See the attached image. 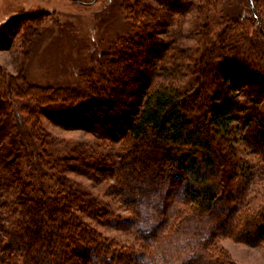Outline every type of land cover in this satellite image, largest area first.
Returning <instances> with one entry per match:
<instances>
[{
  "label": "trees",
  "instance_id": "obj_1",
  "mask_svg": "<svg viewBox=\"0 0 264 264\" xmlns=\"http://www.w3.org/2000/svg\"><path fill=\"white\" fill-rule=\"evenodd\" d=\"M156 1L165 5L164 0ZM188 1L175 0L170 6L181 11L190 9ZM214 2L217 7V1ZM143 7L132 11L128 7L135 21L140 23L145 15L159 23L165 20L157 8ZM208 13L205 9L197 11L201 24L196 35L202 47L196 57L179 43L159 45L146 35L130 36L122 46H113L103 55L102 64L108 73L120 70V76L100 78L72 97L64 96L62 105L54 111L61 115L58 121L63 122V127L65 120L70 119L65 114L74 110L78 112L77 128L87 129L96 136L106 133L112 143L120 142L121 148L112 149V166H107L103 160L105 153L110 155V151L105 150L86 165L96 171L95 174L108 168L112 174H118L120 181L117 180L116 186H125L122 189L132 198L134 209L142 195L163 193L152 232L137 233L143 242L141 248L190 224L189 231L195 232L198 239L182 264H237L218 246L219 237L264 243V208L253 211L251 207H244L235 194L242 187V181L237 180L249 167L235 168L234 144L240 136L246 139L243 143L259 155L260 173L264 176V75L261 79L257 71L264 52V26L255 4L250 6L249 15L223 10L220 17L210 18ZM245 20L253 23L256 35L237 34ZM215 29L217 31L213 32ZM211 33L214 40L204 43ZM156 46H160L155 52L160 80L153 83L146 75L147 70L142 68L147 59L140 60V57L152 53L150 50ZM118 59L125 61L110 65L112 60ZM136 64L138 67L133 69L136 76L131 81V75L126 72ZM242 76L244 83L239 81ZM136 84L139 85L137 90H132ZM242 85L250 86L254 93L241 92L238 87ZM241 94L244 100L239 99ZM41 109L35 106L31 112L36 115ZM28 134L31 137L26 146L37 138L40 143L45 142V135L33 130ZM75 150L65 151L67 154L50 160L51 167L59 173L72 172L69 154ZM78 152L80 161L91 153L85 149ZM13 156V159L2 156L0 161L3 163L0 264H76L72 262L76 256L82 264L91 258L90 264H138L139 252L135 251L137 259L128 255L125 260L124 254L109 248L104 235L87 221V217L95 220L105 207L80 183L76 185L73 180L55 174L54 177L66 185L61 188L58 179L54 184L57 186L53 187L45 181L48 177L45 158L40 159L38 168L28 163L33 172L30 174L20 169L18 153ZM135 162L140 165L134 166ZM12 165L16 167L13 169ZM136 172L141 173L140 181L133 180ZM132 183L136 184L137 193L129 191L128 185L133 186ZM176 184H180L179 187L172 186ZM132 222L133 226L135 218ZM46 223L49 228L45 231ZM92 252L98 256L92 257Z\"/></svg>",
  "mask_w": 264,
  "mask_h": 264
},
{
  "label": "rangeland",
  "instance_id": "obj_2",
  "mask_svg": "<svg viewBox=\"0 0 264 264\" xmlns=\"http://www.w3.org/2000/svg\"><path fill=\"white\" fill-rule=\"evenodd\" d=\"M174 1L164 0V5L156 0H0V106L2 107H0L2 129L0 161L3 157L13 159V155L18 153L20 169L25 173L33 174L28 163L32 168H38L40 159L45 158L49 177H46L45 181L51 183L53 187L57 186L54 184L58 179L61 188L66 185L60 178H55V174L73 180L76 185L80 183L84 190L89 191L90 195L105 207L95 220L87 217V221L104 235L109 248L116 249L113 251L120 255L124 254L125 260L128 255L133 259L136 252L141 253L144 249L141 248L143 242L140 236L132 231L134 217L128 215L129 209H134L133 200L131 197L128 198L129 194L122 189L125 186L117 188V180L120 179L118 174H112L109 168L105 172L95 174L96 171L89 170L86 165L103 150L110 151V155L103 151L106 154L103 160L107 166L111 165L112 149L114 146L119 148L120 142L112 143L110 135L106 133H102L103 136L99 134L102 136L99 137L98 134L96 136L87 129L77 128L78 112L74 110L69 115L65 114L70 119L65 120L63 127V122L58 121L61 115H57L58 112L54 110L62 105L64 96L72 97V94L91 87L100 78L110 75L120 76V70L108 73L105 65L102 64L103 55L113 46H122V42L128 37L146 35L155 40L154 44L157 42L159 45L171 46L179 43L183 48H189L196 57V53L202 47L198 44L200 38L196 35L201 24L197 14L199 9L203 12L204 9L209 11L210 18L220 17L223 10L237 12L239 15H249L250 12L249 0H190L188 3L190 2L191 8L182 11L170 6ZM214 1H217V7ZM253 1L264 26V0ZM141 5L157 8L165 20L161 19L159 23L154 17L145 15V18L140 19V23L135 21L128 7L132 11ZM157 13L156 11L155 14ZM254 29L253 23L245 20L237 34L243 36L245 32L251 37L256 35ZM212 34L208 35L204 43L214 40ZM153 46L151 45L150 48ZM158 48L160 46L150 50L152 53L141 54L140 57V60L146 57L147 61L142 64V68L147 70L146 75L153 83L160 80L158 56L155 53ZM141 51L146 52L145 49ZM260 58L257 71L263 79L264 52ZM124 61V59L112 60L110 65H119ZM134 67H138V64L126 72L127 75H131V81L132 77L136 76L133 72ZM237 72L239 73L238 70ZM243 78L244 76L239 80L241 83H244ZM187 81L188 76L184 82ZM217 82L220 83L221 80L218 79ZM137 85L133 86L132 90L139 86ZM224 87L227 88L225 83ZM238 88L241 92L247 90L254 93L250 86L242 85ZM242 97L241 94L239 99L244 100ZM35 106L36 108L41 106L46 114H43L44 110L41 109L34 115L31 110ZM48 106L51 107L44 108ZM48 115L51 117L49 118ZM31 130L45 135V142L42 140L43 143H40L37 138L33 139L32 145L26 146V141L31 137L28 134ZM245 140L240 136L234 142L237 153L235 168L242 165L249 167L237 180L242 181V187L240 192L235 194L242 206L260 211L264 208V176L260 173L259 155L251 146L243 143ZM71 149H76L74 153L69 154L72 159L69 160V165L73 166L72 172L55 171V167L50 165V160L60 158L59 156L67 154L65 151ZM78 149L90 151V156L86 155L85 158L81 157L82 161L78 160L80 155ZM93 153L94 156L91 155ZM2 165L3 163L0 162V171ZM133 165L140 164L135 162ZM11 167L14 169L16 166ZM140 174L136 172L133 180L140 181L142 179L139 177ZM179 185L172 186L179 187ZM128 186L131 187L129 191L137 193L136 184ZM48 226L46 223L45 231ZM217 242L218 246L227 251L232 261L237 264H264V243L251 244L230 236L219 237ZM130 251L133 253L131 254ZM95 256L98 255L92 252V257ZM135 258L137 259V256ZM90 260L85 264H90ZM72 262L82 264L78 256L74 257Z\"/></svg>",
  "mask_w": 264,
  "mask_h": 264
},
{
  "label": "clouds",
  "instance_id": "obj_3",
  "mask_svg": "<svg viewBox=\"0 0 264 264\" xmlns=\"http://www.w3.org/2000/svg\"><path fill=\"white\" fill-rule=\"evenodd\" d=\"M162 192L142 195L135 209H129L128 215L135 218L132 226L134 233L150 234L157 223V205ZM186 224L176 232L169 233L159 240L152 241L140 253L138 264H182L186 255L197 243V234L189 231Z\"/></svg>",
  "mask_w": 264,
  "mask_h": 264
},
{
  "label": "water",
  "instance_id": "obj_4",
  "mask_svg": "<svg viewBox=\"0 0 264 264\" xmlns=\"http://www.w3.org/2000/svg\"><path fill=\"white\" fill-rule=\"evenodd\" d=\"M249 2H250V6L253 7L254 6L253 0H249Z\"/></svg>",
  "mask_w": 264,
  "mask_h": 264
}]
</instances>
